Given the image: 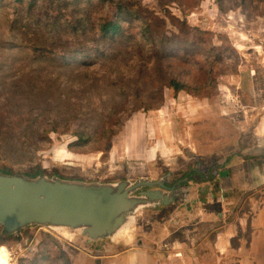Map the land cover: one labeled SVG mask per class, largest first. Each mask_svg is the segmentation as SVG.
I'll return each mask as SVG.
<instances>
[{"label": "rangeland", "instance_id": "1", "mask_svg": "<svg viewBox=\"0 0 264 264\" xmlns=\"http://www.w3.org/2000/svg\"><path fill=\"white\" fill-rule=\"evenodd\" d=\"M11 1L0 0L7 4ZM141 1L143 23L153 29L158 47L169 49V54L164 57L162 53L159 60L166 78L175 79L188 89L176 92L164 86L159 74L152 70L153 59H140L135 45L130 54L122 53L90 66L23 60L24 77L28 74V78L34 80L41 76L45 87L56 83L57 92H61L62 97L70 96L72 106L79 111H75L78 112L75 119L67 120L58 119L53 113L34 114L42 120L41 131L58 122L59 131L51 133L52 141L44 140L28 148L12 141H0V159L9 160L17 167L41 158L57 159L96 173L121 165L153 166L158 160L181 162L191 151L220 154L229 150L231 138L240 127L252 128L256 121H261L264 112L258 116L257 111L264 106V0ZM50 2L41 0L37 9L45 11ZM7 7L0 15V63L5 69L10 68L7 65L14 59V53L21 51V47L13 45L15 37L8 30L6 14L12 9ZM143 23L138 20L131 26L129 31L136 35L132 36L133 42L141 37ZM150 78L154 85L142 90L141 80ZM193 88L203 89L206 94L196 96ZM88 95L91 102L82 99ZM3 101L1 97L0 107ZM123 101L127 104L121 113L122 126L118 124L120 115L112 118L95 115L106 113L109 106H118ZM92 109H96L93 117L83 121V128L78 127L81 124L78 116ZM25 116L27 113L19 115L0 109V126H14L25 121ZM37 123L40 124L38 120ZM81 129L99 138L100 144L71 152L68 145L76 140L74 135ZM107 129L114 131L108 145L110 135L104 133ZM239 163H235L236 167ZM244 197L225 222L216 223L195 243L176 239L167 248L146 245L142 249L126 250L121 255L100 258L97 264H192L188 257L198 264L223 263L231 259L228 247L239 245L238 240L231 242L236 234L241 235L238 225L243 218L246 220L254 214L252 205L246 204ZM11 241L14 242L0 245L9 253V264H66L61 252L73 260L69 250H80L43 229L29 243ZM257 242L253 244L257 249L252 247L251 252H258L262 258H246L264 264V239ZM40 252L50 255L49 260L43 262Z\"/></svg>", "mask_w": 264, "mask_h": 264}, {"label": "water", "instance_id": "2", "mask_svg": "<svg viewBox=\"0 0 264 264\" xmlns=\"http://www.w3.org/2000/svg\"><path fill=\"white\" fill-rule=\"evenodd\" d=\"M242 152L221 161L218 153L191 151L181 162L102 173L57 159L22 167L0 159L2 236L29 243L43 229L105 257L146 245L167 248L176 239L195 243L225 222L252 188L251 172L233 164Z\"/></svg>", "mask_w": 264, "mask_h": 264}, {"label": "trees", "instance_id": "3", "mask_svg": "<svg viewBox=\"0 0 264 264\" xmlns=\"http://www.w3.org/2000/svg\"><path fill=\"white\" fill-rule=\"evenodd\" d=\"M40 1L13 0L9 4L0 2V15L8 8L7 6L12 9L10 14H6L7 26L15 37L13 45L21 47V51L14 53V59L7 65L10 68L5 69L0 63V98L4 97L0 109L28 115L25 116V121L17 122L14 126H0V141H12L26 148L44 140L52 141L51 133L59 131L56 128L58 122L49 124L50 128L41 131L42 120L34 114L53 113L58 119L63 120L69 117L75 119L78 115V112H75L78 109L72 106L71 97H62L61 92H57L56 83L45 87L41 84L43 81L41 76L34 80L28 78V74L24 77L21 68L23 60H27V63L28 59L38 62L64 61L66 65L90 66L96 61L119 57L122 53L130 54L135 45L140 59L145 57L153 59L152 70L159 74V80L163 81L164 86L173 88L176 92L188 89L177 80L166 78L163 63L159 60L163 56L162 53L164 57L169 54V49L159 48L153 29L149 24L143 23L144 17L139 7L141 0H51L45 11L37 9ZM138 20L143 23L141 37H136L133 42L132 36L136 35L129 30ZM59 50L61 52H57ZM31 66L37 71L36 67ZM148 85H154L152 78L149 81L141 80L142 90ZM192 90L196 96L206 94L203 89ZM86 91L89 92L88 89ZM82 99L86 102L92 101L89 95ZM126 104L127 102L123 101L118 106L111 105L106 113L97 112L95 115H105L106 118L120 115L118 124L122 126L124 118L121 113ZM95 112L96 109H92L78 116L81 123L78 127L83 126V121L93 117ZM104 133L110 135L106 144L111 143L113 129H107ZM74 136L76 140L68 145L69 150L74 153L75 149L88 146L91 149L100 144L99 138H95L86 129H81ZM7 242L14 241L3 238L0 228V245L5 246ZM69 251L73 255V260L66 258L61 252L65 263L76 264L78 250ZM40 255L43 262L50 258V255L44 252H40Z\"/></svg>", "mask_w": 264, "mask_h": 264}, {"label": "crops", "instance_id": "4", "mask_svg": "<svg viewBox=\"0 0 264 264\" xmlns=\"http://www.w3.org/2000/svg\"><path fill=\"white\" fill-rule=\"evenodd\" d=\"M258 109L260 110V111H257L258 116H259V113L264 112V106H260ZM253 127H254V136L257 138L260 137L263 140L264 139V114L262 115L261 121L260 122L256 121V124ZM257 172L259 173L261 184L258 186L260 182H257L256 184L257 187L255 186L253 189L256 192L255 191L249 192V194L245 196L246 198L244 197L245 200L247 199L246 201L244 200V202L246 204L249 203L252 205L251 207L254 209V214L253 216H247L246 220L243 218V222L240 225H238V230L240 231L241 235L236 234L231 239V242L233 240L234 241L238 240L239 245L233 244L232 247H228L229 252L231 253L230 254L231 259L228 258V260L223 261L224 264H260L258 263L259 261L257 260H253L252 262L250 259L246 258L248 256L251 258L253 257L255 259H258V260L262 258V255H260L258 252H255V251L251 252L253 244L254 245L258 244L257 242L258 239H264V214H261V212L264 213V201H263L264 186L262 187V183H264V166L261 165L260 167H258ZM249 242H252V245ZM138 249H142V248H138ZM253 249L256 250L257 248L253 247ZM243 253H246L247 256H244ZM76 254L78 256L76 260L77 264H97L99 263L98 260L100 258H103V259L106 258L105 256H91L81 250H78ZM180 256H182V254ZM82 257H83V260H82ZM239 257H243L242 260H240ZM188 261L192 264H198V262L193 260L191 257H188ZM223 263H216V264H223Z\"/></svg>", "mask_w": 264, "mask_h": 264}, {"label": "flooded vegetation", "instance_id": "5", "mask_svg": "<svg viewBox=\"0 0 264 264\" xmlns=\"http://www.w3.org/2000/svg\"><path fill=\"white\" fill-rule=\"evenodd\" d=\"M231 139L232 145L230 146V149L220 153L219 156L216 157V159L222 161V159H227L236 151H243L242 154L244 156L239 155L240 153H237L235 155V157L233 158V164L235 165V163H239L241 160L245 161L244 163L240 162L238 165L241 169H243L245 173H247V171H250L252 174V188L249 190L250 192L254 189L255 186L257 187V182H260L258 186L261 184L257 168L261 165L264 166L263 140L254 136V127L247 128L245 126L239 128ZM259 145H262V147L259 148ZM252 150H255V152L252 153Z\"/></svg>", "mask_w": 264, "mask_h": 264}, {"label": "bare ground", "instance_id": "6", "mask_svg": "<svg viewBox=\"0 0 264 264\" xmlns=\"http://www.w3.org/2000/svg\"><path fill=\"white\" fill-rule=\"evenodd\" d=\"M10 257L5 247L0 248V264H9Z\"/></svg>", "mask_w": 264, "mask_h": 264}, {"label": "built area", "instance_id": "7", "mask_svg": "<svg viewBox=\"0 0 264 264\" xmlns=\"http://www.w3.org/2000/svg\"><path fill=\"white\" fill-rule=\"evenodd\" d=\"M179 255H181V253H178Z\"/></svg>", "mask_w": 264, "mask_h": 264}]
</instances>
